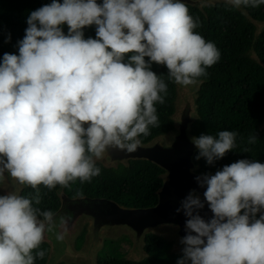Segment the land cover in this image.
<instances>
[{"label": "clouds", "instance_id": "obj_1", "mask_svg": "<svg viewBox=\"0 0 264 264\" xmlns=\"http://www.w3.org/2000/svg\"><path fill=\"white\" fill-rule=\"evenodd\" d=\"M225 2L233 9L264 5ZM27 25L18 54L0 59V183L7 174L35 195H0V264L43 259L45 233L58 227L56 239L64 240L71 216L57 222V213L37 207L41 185L91 182L110 148L133 153L140 137L160 126L156 105L165 103L168 83L154 63L166 66L168 81L190 86L221 57L195 31L199 17L183 0H51L30 12ZM93 25L95 38H85ZM239 135L192 137L194 158L213 165L238 148ZM257 138L250 134L247 144ZM195 179L204 199L193 189L176 209L188 218L176 264H264V163L243 158ZM205 203L213 214L207 220L200 214Z\"/></svg>", "mask_w": 264, "mask_h": 264}, {"label": "trees", "instance_id": "obj_2", "mask_svg": "<svg viewBox=\"0 0 264 264\" xmlns=\"http://www.w3.org/2000/svg\"><path fill=\"white\" fill-rule=\"evenodd\" d=\"M48 3L51 0H0V59L6 52L18 54L17 42L25 35L27 17L31 11ZM187 6L189 13L200 20V27L195 31L206 40L214 42L221 53L220 60L206 70L207 77L200 78L203 83L197 92L198 118L192 123L191 134L216 135L222 130L240 134L237 138L238 148L229 151L213 165H208L204 158H194L195 164L199 165L198 172L215 174L224 165L243 158L264 163V30L255 40V26L250 22V19H264V5L259 8H244L250 19L225 2L202 9ZM67 30V25H64L65 34ZM9 34L11 40L5 42ZM84 35L85 38H95V26L86 27ZM251 49L257 54L259 62L250 57ZM152 70L157 74L163 73L168 83V95L163 105H156L160 126L151 128L149 136H141L142 142L173 128L171 116L175 110L176 84L167 80L166 66L154 63ZM250 134L258 137L254 145L247 144ZM244 147L251 151L242 152ZM197 154L196 152L195 156ZM97 166L101 168L99 176L94 177L91 182H70L64 192L71 198L82 193L83 196L103 197L135 208L149 207L157 202L155 191L162 184L159 178L162 170L155 164L147 160H135L130 161L129 166L119 165L118 168H105L100 163ZM60 187L57 185L48 190L41 185L42 199L37 207L55 212L60 203L57 195ZM29 194L35 195V191L30 186H25L21 195ZM83 237L84 232L79 237L78 246ZM130 246L131 242L127 237L106 240L99 253L100 264H112L115 260V264H176L177 259L182 256V253L171 252L170 244L153 234L145 237L147 257L143 260L133 262L124 259ZM40 249L45 252V256L43 259L37 258L35 264H43L46 260L47 244L42 243Z\"/></svg>", "mask_w": 264, "mask_h": 264}, {"label": "water", "instance_id": "obj_3", "mask_svg": "<svg viewBox=\"0 0 264 264\" xmlns=\"http://www.w3.org/2000/svg\"><path fill=\"white\" fill-rule=\"evenodd\" d=\"M187 5L202 9L201 0H183ZM205 3L208 0H204ZM212 5L225 2V0H211ZM226 3V2H225ZM246 18H249L246 10L237 9ZM250 19V18H249ZM255 26L253 19H250ZM264 22V21H262ZM264 29V28H262ZM261 29V30H262ZM255 26L254 39L261 31ZM250 57L259 62L257 54L251 49ZM198 83L196 89L185 88L176 84V101L182 96L180 114L176 116L174 111L171 119L173 128L165 133L158 134L146 142H142L137 151L127 153L126 151L110 148L102 160L97 161L105 168H118L119 165L129 166L130 161L147 160L162 172L159 178L162 180L161 186L155 191L157 202L149 207H129L119 204L116 201L103 197H88L79 195L69 197L64 192V187L57 190L59 207L55 219L59 221V216H71L68 221V231L64 240H57V232L62 231L59 227L54 232H46L43 243L50 246L46 264H59L62 261H76L84 264H97V251L103 245L104 236H114L124 234L119 237H127L131 246L128 248L124 259L139 262L147 257L145 251V237L153 234L168 242L164 234L169 227L175 231L179 230L181 238L186 235L185 222L188 219L183 210L176 211L180 207L181 201L187 196L189 191L195 189L203 200L205 188L199 187L195 177L203 173L198 172L199 165L195 164L194 156L197 152L191 138L192 123L198 118L197 92L203 83ZM187 101V103H184ZM196 111H192L193 107ZM184 108L188 109L190 115L183 114ZM264 126V123H263ZM25 185L19 184L6 174V179L0 183V195L7 192H17L21 195ZM201 216L206 220L213 215L205 203V207L200 210ZM89 221L88 232L85 234V242L81 250L75 249L74 240L82 233L78 234L84 222ZM117 238V239H119ZM115 238V240H117ZM182 253L178 251H172Z\"/></svg>", "mask_w": 264, "mask_h": 264}, {"label": "rangeland", "instance_id": "obj_4", "mask_svg": "<svg viewBox=\"0 0 264 264\" xmlns=\"http://www.w3.org/2000/svg\"><path fill=\"white\" fill-rule=\"evenodd\" d=\"M253 21H254L255 26L257 27L258 31L261 30L262 28H264V22H262V21H264V19L263 20L257 19V20H253ZM263 30L264 29H262L259 33H261ZM196 86L197 85H190V86H185V88H189V89L195 90L196 89ZM182 102H183V99H182V96H180L179 100L176 101V111L174 110L175 113H176V116L180 114V111H181V103ZM184 103H187V101H185ZM192 111H196L194 107H193V110ZM192 111H189L188 109L184 108L183 114L190 115L189 112H192ZM88 225H89V221L84 222L83 225L81 226V229L78 232V234H80L82 230H83L82 233L84 232V237H83V240H82L81 244L78 246L79 237L82 235V233H81V235L79 237L77 236V238H75V240H74L75 249L76 250H81V248L84 245V242H85L84 241L85 240V234L88 232ZM166 230L167 231L165 232L164 236L168 240L167 243L170 244V249L172 251L182 252L183 245L180 243L181 236L179 235V230L178 231H175L171 227H169ZM123 234H124V232L120 233V235H116V237L111 236V235H108L107 237L106 236L103 237V245L97 251V264H100L99 253L103 250V248L105 246L106 240H115V238L117 239V238L121 237ZM45 244H47V243L45 242ZM47 249L48 250H47L46 260L44 261L43 264H46L47 259H48L49 250H50V246L48 244H47ZM39 250H41V249H39ZM125 254H124V256H125ZM116 261L117 260L113 261L112 264H115ZM59 264H84V263L81 262V261L79 262L78 260H76V261H71V262L62 261Z\"/></svg>", "mask_w": 264, "mask_h": 264}]
</instances>
